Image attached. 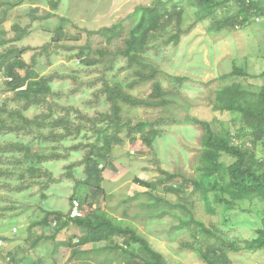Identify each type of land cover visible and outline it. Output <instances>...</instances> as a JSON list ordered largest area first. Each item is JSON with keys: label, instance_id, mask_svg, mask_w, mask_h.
Masks as SVG:
<instances>
[{"label": "clouds", "instance_id": "clouds-1", "mask_svg": "<svg viewBox=\"0 0 264 264\" xmlns=\"http://www.w3.org/2000/svg\"><path fill=\"white\" fill-rule=\"evenodd\" d=\"M50 3L57 7L51 8ZM115 3L116 0L112 3L109 0H44L37 5L55 12L52 24H56L60 16L77 24L76 28L65 32V36H78L77 39L59 38L51 43L83 46L91 42V74L71 72L73 68L83 67L79 61L58 68L57 64H63V59L50 55L56 51L53 47L47 50L35 47L24 56L27 67H34L40 76L46 74L40 69L56 60L48 71L63 72L65 79L51 85L53 92L59 90L61 95L56 99L49 93L46 99L56 117L67 112L69 123L62 129L45 127L44 131L59 132L69 144L81 146L78 151L61 147L65 158L53 166L56 173L54 190L61 194L54 206L64 215L59 221L49 217L47 226H41L44 213L39 209L43 207V201L35 197L31 202L22 201L32 206L13 222L8 220L12 213H7L0 221V237L6 238L0 239V264H14V256L17 259L27 256L33 262L40 258L41 264H133L135 257V264H143L144 253L140 249H126L123 244L119 248H106L82 243L88 231L76 220L91 225L102 221L109 225L119 222L122 229L135 231L141 228L136 235L146 237L142 224L145 217H150L155 221L151 227L159 229L154 235L166 242L172 241L170 248H175L182 240L197 247L200 236L196 229L189 230L191 235L181 233L176 237L169 232L172 225L180 224L188 219V215L183 210L158 209L156 202L158 197L165 196L163 190L169 185L175 187L185 179L194 180L200 175L196 168L206 163L201 161V156L211 150L206 146V142L210 143L209 137L229 150L236 147L245 153L242 158L230 157L242 159L241 170L251 167L264 172V115L253 118L246 114L256 105L258 95L264 89V0H212L210 10L204 9L201 0H165L169 8L178 4L177 19L163 32H151L150 36L157 37L151 43L133 50L128 49L126 42L148 27L143 23V28L137 29L145 14L136 9L139 0H121L120 7L124 11L119 15L108 11ZM29 7L26 4L17 11L23 14ZM29 22L28 17L20 21L21 26ZM101 23L109 27L117 24L113 31H122V35L118 39H109L110 34L99 31ZM33 26L39 25L34 23ZM174 34L180 36L176 47L175 41L169 40ZM193 36L197 39L189 44ZM217 42L224 49L222 59L199 56L202 50L211 48L215 51ZM194 51L195 56L192 55ZM59 55L65 56L64 53ZM29 57L36 58L35 66L31 65ZM193 64L199 67L193 69ZM221 64L223 67L217 68ZM205 71L207 78L201 75ZM218 72L227 73L228 84L238 87L244 97L240 104L243 111L228 107L226 92L217 99V93L223 88L216 79ZM181 75L187 79H175ZM93 80L97 82L89 87ZM113 88L116 91L109 99L107 90ZM73 89L77 93H72ZM85 101L95 102L85 104ZM48 105L25 115L31 117L33 113L46 112ZM206 106L211 108L207 115L202 112ZM225 110L228 112L225 118H216L217 111L223 113ZM78 129L83 130L82 136L78 137ZM85 142L87 146H84ZM108 162L122 166L120 179L114 178L111 170L106 168ZM69 164L73 167H63ZM170 175L175 179L169 181ZM137 178L149 187L138 189ZM223 188V191L208 194L213 207L222 206L213 199L220 197L231 202L237 211L253 209L251 215L259 214L264 218V193L239 192L227 186V178ZM32 191L39 196L37 189ZM191 191L189 184L183 191L165 198L177 204L190 202L188 194ZM73 194L78 199L69 203L67 197ZM9 202H0V209L7 207ZM69 209L73 211L69 212ZM16 211H21L19 205ZM161 212L164 213L162 218ZM209 219L217 228L223 227L218 215ZM64 221L70 225L67 232L61 229ZM34 222L36 224L30 227ZM202 223L205 228L209 227V223ZM252 227L260 225L253 224ZM72 233L75 236L69 247ZM53 234H56L54 239ZM33 241H36L34 247ZM115 243L113 240L112 244ZM73 251L78 255L72 257ZM165 259L171 264V252Z\"/></svg>", "mask_w": 264, "mask_h": 264}, {"label": "trees", "instance_id": "trees-1", "mask_svg": "<svg viewBox=\"0 0 264 264\" xmlns=\"http://www.w3.org/2000/svg\"><path fill=\"white\" fill-rule=\"evenodd\" d=\"M25 0H0V25L7 20L8 12L18 5L22 4ZM204 9L210 10L212 0H201ZM242 2V0H241ZM55 7L56 4H51ZM178 4L169 5L165 3V0H153L149 5H139L136 7L137 10H142L144 12V17L142 18V24L137 25V29L143 28V23H147L148 27L143 28V31L139 36H133L126 43L129 50L134 48H143L145 45L149 44L150 33L155 31L163 32L172 21L177 19L176 8ZM132 15V14H131ZM130 15V16H131ZM49 14L44 16L31 15V21H42L49 19ZM163 21V23H161ZM67 22L65 18L59 19V24L54 28L52 32V37L49 42L38 46L41 49L47 50L50 47L55 48L56 51L50 53V55H56L63 47L58 42L59 38H65V28L64 25ZM117 27V24H113L111 27H104L99 31L101 33L110 34L109 39H118L122 35V31L114 32L113 29ZM14 36L9 40H4L0 36V46H4L7 43H11V46L6 47L2 52H0V77L5 79L4 87L0 89V98L3 100V104L0 106V137L2 135L11 136L14 133L23 132L26 135H37L40 139L38 140L37 146H33L30 143H24L18 139H11L4 144H0V157L3 155H11L15 157L17 155H22L23 158H17L20 165L25 166L24 172L30 175L40 174L44 175L45 172H41L38 167H41L44 162L49 160H58L61 154L57 152H45V145H48L51 141L62 142L66 141L63 134L59 132H48L44 135L42 131L45 127H51L52 129H62L68 123L67 112L62 117H56L52 105H48L46 97L49 93H52V77L39 76L38 72L34 67H27L28 62L24 60V56L33 50L34 48H18L13 43L20 41L22 38L26 37L31 30L28 26L22 27L18 24H14L12 27ZM135 31V30H134ZM53 33L56 35L54 36ZM1 34V32H0ZM180 36L174 34L169 40H174L175 45L178 43ZM90 47L85 46L80 48L78 53L74 55L75 59H78L80 63L91 65L90 62L86 60L88 53L90 52ZM31 65L35 66L37 60L35 57H29ZM235 71V70H234ZM23 72V74H21ZM240 74V73H236ZM6 77H11V79H6ZM39 77V79H37ZM228 75L223 76L227 78ZM177 80H182V78L176 77ZM146 82V81H145ZM27 85V87H25ZM119 86L117 85L116 88ZM131 87V86H129ZM116 88L107 90L108 98H112L113 93ZM228 93V107L233 110L243 109L240 104L244 101V97L240 94L238 87H232L231 85L224 86L221 93H217V99L223 93ZM53 94V93H52ZM23 101V103H21ZM9 104L17 105L11 110L7 107ZM42 104L48 105V110L46 113L34 116L33 118H28L25 113H27L33 107H39ZM258 108V110H257ZM219 112V111H217ZM221 113V112H220ZM228 114L227 110L225 112ZM3 114H6L5 116ZM247 115L253 116L255 118L257 115H264V89L258 95V101L256 105L251 106V110L246 113ZM4 116V117H2ZM51 121L49 124L48 122ZM78 137L83 135V130L78 129ZM44 135V136H43ZM209 142H206V146L210 147L211 150L205 152L201 156L202 166L196 168V172L200 173L194 180L185 179L180 185L175 187L169 185L165 188L166 193L173 192L176 193L183 191L189 184L192 185V191L188 194L191 196L193 193H198L210 212H213L210 206L212 203L208 199V194L210 192L223 191V184L227 178V186L236 189L239 192L256 193L257 195L264 193V172H259L253 170V168H247L241 170L240 160H232L230 157L236 155L242 158L245 153L241 149L232 147L229 150L223 144L217 140H212L209 137ZM46 143V144H45ZM87 146V144H85ZM44 148V149H43ZM223 148V151L221 149ZM55 150V149H54ZM111 165L110 162L106 166ZM71 168V166H69ZM101 172L104 169L100 170ZM23 173H20V179H23ZM11 175L10 171L0 169V177ZM167 179L172 181L175 179L173 176H168ZM205 179H212L213 182L208 184ZM146 187H149L146 183H143ZM73 198H71L70 202ZM177 199H180L177 197ZM217 204L222 205L226 210L233 209L234 205L231 202L223 201L220 197H213ZM264 199V197H262ZM188 205L186 208L185 205ZM156 207L158 209L184 211L188 215V219L182 220L180 224H176L173 229L190 230L196 229L199 236L203 239L211 240L213 243L206 244L204 247L197 246L193 247L188 241L180 243L182 249H187L195 252L198 257L202 260L204 264H232L231 258L225 251H230L232 253H238L241 251L246 252H256L264 249V228L257 229L255 231L256 237L251 240H245L242 243H238L234 240L228 239L222 231L218 230L215 225H209L208 228L203 226L201 220L195 218L194 212L191 211L193 205L189 201L183 203H173L171 200L165 199L163 196L157 198ZM44 218L42 220L41 226H47L48 218L52 217L54 220L59 221L63 216L62 213L58 211L43 212ZM164 213L161 212L160 216L163 217ZM71 219V218H70ZM82 227H86L88 231V236L84 242L106 243L104 247L119 248L121 244L125 246L126 249H140L143 251L144 256L141 257L143 264H168L163 256L157 252L147 238L140 237L136 235L137 229L135 231L122 229L119 227V222H113L109 225L108 222H100L95 225L86 224L84 221L76 220ZM30 225V227L34 226ZM69 226L67 221L61 224V229H65ZM60 229L57 230L59 232ZM56 234H53V239ZM223 237V239H221ZM116 238H120V243L112 244V241ZM0 239H5L0 237ZM242 245V247H241ZM33 247L36 246V241H33ZM83 254V253H81ZM132 254L131 252L129 253ZM78 253L76 251L72 252L71 256L75 257ZM15 257H13L14 264H20L15 262ZM135 262V257H133V264ZM33 264V263H31ZM35 264V263H34Z\"/></svg>", "mask_w": 264, "mask_h": 264}, {"label": "rangeland", "instance_id": "rangeland-1", "mask_svg": "<svg viewBox=\"0 0 264 264\" xmlns=\"http://www.w3.org/2000/svg\"><path fill=\"white\" fill-rule=\"evenodd\" d=\"M153 0H139V3L136 5H149L151 4ZM44 2V0H25L22 4L18 5L17 7H15L14 9L10 10L8 12V17L7 20L5 22H3L0 25V36H2L4 38V40H9L10 38H12L14 36V32L12 30V27L14 24H18L21 26L20 21H22L25 17L29 18V23L22 26H28L29 29L31 30V32L24 38H22L20 41L13 43L16 47L18 48H23V47H28V48H35L38 46H41L47 42H49L50 38L52 37V32L54 30V28L59 24V19L60 18H65L67 20V22L64 25L65 28V32L67 31H71L72 29L77 27V24L74 22V20H70L68 19V17L66 16H60L57 20L56 24H52L51 21L53 19V17L55 16V12H49L47 11V9H40L37 5H39L40 3ZM120 2L121 0H116V3L114 5V7L112 9H109V12H116L117 15H119V12L124 11L123 8L120 7ZM109 3H112V0H109ZM29 5V10L23 14L19 13L17 11V9L22 8L24 5ZM49 6L53 9H55L57 7V5L55 7H52L50 4ZM118 10V11H117ZM36 13H40L39 16H44L46 14H49L50 18L46 19V20H42V21H31V15H36ZM132 13H129L128 15L130 16ZM93 15H95V13H93ZM125 19H127V17H125ZM38 24V27H34L33 25ZM104 27H109L107 24L105 23H101V27L100 29L104 28ZM99 29V30H100ZM45 37H47V39H45ZM78 36H66L64 39H77ZM157 37L155 36H151L149 39V43H151V41L153 39H156ZM197 37L193 36L192 40L189 41V44L192 43L193 40H196ZM24 41H29L28 43H24ZM180 43V39L178 41V43L175 45L174 47L178 46ZM200 43H203V41H201ZM11 46V43H7L4 46H0V52H2L6 47ZM63 47L61 48V50L54 56H56L58 59H63V64H57L58 68L63 69V67L69 63H74L75 61H79L78 59H75L74 55L76 53H78L80 48H83L85 46H89L91 48V42H86L83 46H79L76 44H64L62 45ZM197 48H199V44H197ZM31 51V50H29ZM60 53H64L65 56L64 57H60ZM91 49L90 52L88 53V57L86 58V60L88 62H92V56H91ZM193 56L196 55V52L194 51L192 53ZM225 55L224 53V49L221 43L217 42L216 44V50H212L211 48L206 49V50H202L199 52V56L203 57L205 59L207 58H213V59H222L223 56ZM202 62V61H201ZM56 63V60H52L50 62H48L44 67H42L40 69V71L46 73L44 76L52 77V84L53 83H57L58 80H63L65 79V76L63 74V72L61 71L60 73H57L55 70H53L52 72H49L48 70L51 69L52 64ZM231 63V62H229ZM82 64V63H81ZM83 67L82 68H73L71 69L72 73H76V74H81V73H87V74H91V72L89 71L91 65H87V64H82ZM191 67L193 69L199 67V65L197 64H193L191 65ZM223 67V65H217V68ZM39 76L40 73L38 72ZM202 76L204 77H208V72H202L201 73ZM228 75L227 73L224 72H218L216 79L220 81V83L224 86H228L230 84H228V77L227 78H223V76ZM179 78H182V80L187 79L186 76L181 75L178 76ZM5 79L3 77H0V89H2L4 87V82ZM97 81L93 80L91 82H89L88 86L91 87L92 85H94ZM52 93L55 96L56 99L60 98L61 93L59 92V90H57L56 92H53L52 89ZM72 93H77V90L73 89ZM95 101H85V104H90V103H94ZM3 104V100L2 98H0V106ZM46 104H42L39 107H33L31 108L28 112H31L33 109H38V108H42L44 107ZM9 110L15 108L13 107V104H9L7 107ZM211 110V108L209 106H206L205 108L202 109V112L207 115L208 112ZM47 112V111H46ZM44 112V113H46ZM55 112V111H54ZM42 112L39 113H33V115L31 117L27 116L28 118H33L34 116H37L39 114H41ZM56 114V113H55ZM4 116L6 114H3ZM228 114L226 113H220V112H216V118L218 119H223L227 116ZM2 116V117H4ZM42 133L44 135H47L48 132H45L44 130L42 131ZM43 135V136H44ZM82 136V135H80ZM18 139L23 141L24 143H30L31 145H33L34 147L37 146V143H39L38 140L36 138H39L37 135H26L23 132L21 133H14L11 136L8 135H2V137H0V144H4L7 141L9 142L11 139ZM48 145H45L47 147H45L46 149L45 152H57L59 154H61L59 157V159L56 160H49L43 163V165L41 167H38L41 172H45L44 175L42 173L40 174H35V175H30L28 173L24 172L25 166L20 165L18 160L23 158L22 155H17L15 157H12L11 155H3L2 157H0V169L1 170H6V171H10L11 175L4 176V177H0V202L3 201H10L7 205V207L0 209V221H2L5 218V215L7 213H12L13 215L8 216V220L9 222H13L16 220V218L22 214V212L24 210H27L28 208H30L32 205L31 203H24L22 201H27V202H31L33 200V198L35 197L37 200L39 201H43V207H41L39 209V211L41 212H52V211H58L60 213H62V215H64L63 212H61L58 208H56L54 205L55 203L60 199V192L58 190H54V188H56V184L54 183L56 180V173H55V168L53 167L54 165H58L61 163L62 159H64V153L62 151H60L61 147L70 149L71 151H78L81 144L77 143V144H69L66 141H62V142H53L50 140V142H48ZM46 144V143H45ZM85 144H87L86 142L84 143V146H86ZM55 149V150H54ZM111 165L106 166V168H109L111 170V175L116 178V179H120V170L122 168V166L120 165H115L113 162H110ZM69 166L73 167V165L69 164V165H63V167L65 168H69ZM20 173H23V179H20ZM27 181V182H25ZM205 182L208 184H211L213 182L212 179H205ZM143 181H140L137 178L136 181V187L138 189H144L145 186L143 185ZM37 189V191L39 192V196H36V193L32 191V189ZM164 191V190H163ZM165 193V196L171 194V195H175L173 192H168ZM137 194H139L137 192ZM165 196H163L165 198ZM71 198L74 199H78V197L73 194V195H69L67 197L68 202H70ZM190 198V202L191 205H193V208H195L194 211V216L195 218L203 221V222H207L209 223V225H215V222L211 221L209 218L210 217H215V216H219L220 220L219 223H221L223 225V227L221 228H217L218 230L222 231L223 234L230 240H234L238 243H242L245 240H251L254 239L256 237L255 231L257 229L260 228H264V218L261 217V215L256 214V215H251V213L253 212V209H245V208H240L238 211L236 209V207L234 206L233 209H225L223 206H221L220 208H215L212 205L210 206V208H212L213 212H210L208 210V208L205 207L204 202L202 201L200 195L198 193H193L191 196H189ZM166 199V198H165ZM170 200V199H168ZM189 202V204H190ZM17 205H19L21 211H16V207ZM89 207H91V205H89ZM69 211V210H68ZM162 218V217H161ZM155 223V221H153L150 217H145L144 218V223L142 224V230L144 232L147 233V236L145 238H147V240L149 241V243L151 244V246L153 247V249H155L157 252H159L163 258L165 259L166 256H168L169 252H171V264H204L202 262V260L198 257V255L190 250L187 249H182L180 247V243L184 242L183 240L175 247V248H170V244L172 243V241H168L166 242L163 239H160L158 236L154 235L155 231H159V229H153L151 227V225H153ZM256 224V225H260V227H255L253 228L252 225ZM176 224L172 225L169 228V232L172 233V235L174 237L179 236L181 233H189V230H182V229H173V227ZM70 229V225L63 229L64 231H69ZM137 231H141V228H138ZM189 235H191L189 233ZM75 236V233L71 234V237L69 238V242H68V246L71 247L70 244V240L72 237ZM4 238V237H3ZM6 239V238H5ZM115 241L117 243L121 242L120 238H116ZM213 243L211 240H205L203 239V237L200 236L198 245L201 247H204L206 244H211ZM94 245H103L105 246L106 243L103 242H98V243H92ZM228 255L231 258L232 264H264V249L261 251H256V252H246V251H241L238 253H232L230 251L225 250ZM74 252V251H73ZM72 254V253H71ZM15 257V262H18L20 264H31V263H35V264H41V259L37 258L34 262L27 256L22 257L17 259L16 256ZM166 260V259H165ZM166 262L168 263V261L166 260ZM135 264V262H134Z\"/></svg>", "mask_w": 264, "mask_h": 264}, {"label": "built area", "instance_id": "built-area-1", "mask_svg": "<svg viewBox=\"0 0 264 264\" xmlns=\"http://www.w3.org/2000/svg\"><path fill=\"white\" fill-rule=\"evenodd\" d=\"M72 201H73V200H72ZM72 201H71V202H72ZM71 211H73V209H69V212H71ZM69 218H71V217H69Z\"/></svg>", "mask_w": 264, "mask_h": 264}]
</instances>
